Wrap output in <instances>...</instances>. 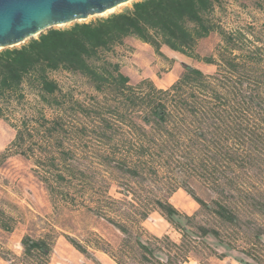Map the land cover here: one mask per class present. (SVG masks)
Masks as SVG:
<instances>
[{
    "label": "trees",
    "instance_id": "obj_1",
    "mask_svg": "<svg viewBox=\"0 0 264 264\" xmlns=\"http://www.w3.org/2000/svg\"><path fill=\"white\" fill-rule=\"evenodd\" d=\"M219 4L138 0L0 50V117L23 103L25 87L54 112L21 119L0 153V163L31 162L52 209L22 236L20 255L0 245L3 260L50 264L63 236L93 261L100 251L116 264H207L233 251L242 264H264V22L225 30L213 17ZM214 32L221 37L215 53L197 58L215 70L183 64L168 87L150 78L134 83L107 57L128 37L161 56L166 46L195 57L198 42ZM59 70L79 74L96 94L78 100L64 92L50 76ZM179 189L198 204L194 213L171 202ZM66 208L106 223L116 239L83 220L72 236L60 220ZM153 212L179 241L145 227ZM17 224L0 207V231Z\"/></svg>",
    "mask_w": 264,
    "mask_h": 264
},
{
    "label": "rangeland",
    "instance_id": "obj_2",
    "mask_svg": "<svg viewBox=\"0 0 264 264\" xmlns=\"http://www.w3.org/2000/svg\"><path fill=\"white\" fill-rule=\"evenodd\" d=\"M132 3L128 2L121 5L114 9L113 13L130 9ZM110 14L112 13H106L105 16ZM213 17L217 24L225 30L260 24L264 22V2L262 0H220ZM97 18L99 16H91L87 22ZM68 26L70 24L60 27ZM220 42L219 33L214 32L198 42L195 57L172 51L166 46L162 47L163 56H161L149 44L143 43L134 37H128L123 44L115 46L110 53H107V57L114 62H118L121 70L134 83L144 78H150L157 86L168 87L182 72L183 64L198 67L208 73L213 72L215 66L205 64L197 56L214 54ZM50 76L58 82L64 92L72 95L75 99L84 100L96 94L88 81L77 73L59 70L50 73ZM25 93L26 99L21 105L14 104L11 107V113L5 110L6 118L0 117V153L14 138L16 133L14 126L21 119H32L39 112L47 117H52L54 114L50 107L40 103L34 90L25 87ZM171 202L178 209L188 214H192L198 209V204L182 189L173 194ZM0 207L7 210L18 220L17 227L12 233L0 231V245L12 251L15 255H20L22 252L20 237L33 229L35 222L41 225L39 218L47 217L52 211L47 192L34 175L31 162L21 156H13L0 163ZM60 220L66 226L71 227L68 232L76 238L77 221L83 220V224L87 226L88 230H95L111 240L116 239V231L112 227L102 221L82 218L77 215V210L66 208ZM144 225L156 235L168 234L175 241L180 239V234L157 212H153ZM38 227L36 225V229ZM210 241L214 242L213 240ZM54 251L50 264H115L106 254L100 251L95 252V261L86 258L75 250L63 236L58 238ZM219 251L224 252L225 250L219 248ZM212 258L218 259L216 257ZM227 258L232 261L243 257L232 251L224 259ZM210 259L207 258V264H211ZM6 262L0 257V264L9 263ZM186 264L200 263L192 258Z\"/></svg>",
    "mask_w": 264,
    "mask_h": 264
},
{
    "label": "water",
    "instance_id": "obj_3",
    "mask_svg": "<svg viewBox=\"0 0 264 264\" xmlns=\"http://www.w3.org/2000/svg\"><path fill=\"white\" fill-rule=\"evenodd\" d=\"M135 1L0 0V50L20 46L52 28L86 22L91 16L107 17L106 13L114 14V9Z\"/></svg>",
    "mask_w": 264,
    "mask_h": 264
},
{
    "label": "crops",
    "instance_id": "obj_4",
    "mask_svg": "<svg viewBox=\"0 0 264 264\" xmlns=\"http://www.w3.org/2000/svg\"><path fill=\"white\" fill-rule=\"evenodd\" d=\"M21 238H22V236L20 237V241H21ZM54 253H55V251L53 252V256H54ZM112 260V259H111ZM113 261V260H112ZM114 262V261H113ZM7 263V262H6ZM115 263V262H114ZM210 263L211 264H242L241 262H239L237 259H233L232 261H230V259L229 258H227V259H224V260H222V259H214V258H211L210 259ZM7 264H9V263H7ZM116 264V263H115Z\"/></svg>",
    "mask_w": 264,
    "mask_h": 264
},
{
    "label": "bare ground",
    "instance_id": "obj_5",
    "mask_svg": "<svg viewBox=\"0 0 264 264\" xmlns=\"http://www.w3.org/2000/svg\"><path fill=\"white\" fill-rule=\"evenodd\" d=\"M113 9H111L110 11H112ZM3 134V133H2Z\"/></svg>",
    "mask_w": 264,
    "mask_h": 264
}]
</instances>
